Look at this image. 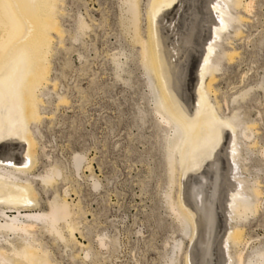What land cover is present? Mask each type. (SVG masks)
<instances>
[{"label": "rangeland", "instance_id": "1", "mask_svg": "<svg viewBox=\"0 0 264 264\" xmlns=\"http://www.w3.org/2000/svg\"><path fill=\"white\" fill-rule=\"evenodd\" d=\"M239 1L140 0L141 36L147 39L150 11L158 23L166 67L178 66L168 85L181 84L177 107L181 119L192 125L183 140L181 129L167 126L155 112L152 84L140 60V45L131 41L123 0H59L57 20L63 33L61 42L50 34V72L40 93L43 116L39 122H19L24 147L14 141L0 148L6 166L18 163L30 169L20 181L28 179L34 188L36 209L47 210L56 189L74 211L73 236L82 246L47 232L34 235L54 264H217L216 244L220 262L236 264V252L246 258L255 247L264 250V0ZM79 21L86 23L81 33ZM227 119L234 132L229 124L226 132L211 127ZM196 121L202 122L200 129H194ZM25 131L35 142L34 158L22 155L29 146ZM217 138L219 146L214 145ZM175 144L184 150L192 144L193 161L219 162L216 170L214 165L208 169L205 196L211 195L216 178V194L221 189L225 193V229L209 244L203 223L194 244L196 238L189 240L166 203L170 191L173 200L180 196L188 205L190 181L196 178L199 183L202 177L200 168L182 172L177 153L170 179L167 157ZM212 149L218 155L211 159ZM51 165H57L61 175L54 186L42 188L39 175ZM254 182L260 191L257 198L249 188ZM238 199L254 200L255 213L237 219L229 207ZM10 200L1 199L0 207H10ZM235 226L241 237L232 242Z\"/></svg>", "mask_w": 264, "mask_h": 264}, {"label": "bare ground", "instance_id": "2", "mask_svg": "<svg viewBox=\"0 0 264 264\" xmlns=\"http://www.w3.org/2000/svg\"><path fill=\"white\" fill-rule=\"evenodd\" d=\"M123 2L125 4L124 6H126V13L128 14L126 16L128 27L127 29L131 30L132 32L131 41L140 45V60L142 62L144 72L152 84V88H150V91L154 96L156 107L155 112L160 117L161 122H163L167 126L171 127L172 129H176L177 127H179L182 132V136L180 137V139L182 138L184 140L188 134L187 127L191 129L192 125L189 124V121L181 119L183 118L181 116L182 113L180 114L179 112L180 107H177V89L181 84H179L178 86L177 84L173 83V88L168 85L169 82H171L170 80L172 79V76L174 74L173 72L178 68V66L174 67L170 64L166 67L165 65L167 62V57L164 54V46L161 43V36L158 32V23L157 20H154V14L150 11L148 12V36L147 39H144L140 33V0H123ZM58 3L59 0H0L1 149L4 148V144L6 143L10 144L14 141H19V143L22 145V143L26 141L25 139V141L23 142L20 140V121L26 122L27 124L28 122H39L41 120V117L43 116L42 114L41 116L39 114V110H41L40 108L44 106L43 101L40 97L42 95H40V93L43 94V84L46 79L48 80L46 76H48L47 74L50 69L48 67V55L52 51V37L50 34L54 32L58 37L59 42H61V36L63 33V30L57 20L58 15L61 14L59 10L60 8H58ZM237 4H240V1L237 2ZM77 27L78 31L80 32L82 31V29L86 28V23H84V21H79ZM242 94L244 96V93ZM242 94L239 95L241 96ZM62 99L63 98L59 97V100ZM196 123H198L197 125L199 126H194V129H200V124L202 122L196 121ZM225 124H229L234 132L235 126L231 122V119H227L226 123L224 124H220V122L214 121L212 122L211 127L215 129L217 126H220L223 132H226V130L228 129ZM22 131H24V129H22ZM197 133L198 131L196 130V134ZM24 134L25 135L23 136H26V138L28 139L29 146L26 149L24 148V150H22L23 154H21H27L29 159L30 157L34 158L33 154L35 155V142L30 132L25 131ZM214 136L216 135L214 134ZM245 137L247 136L245 135ZM230 138L232 137L230 136ZM219 139L215 142V146L220 144L218 143ZM234 139L232 138V140ZM191 140L192 143H194L196 141V135ZM15 144L18 143L15 142ZM232 144L233 146H235L236 142L234 141V143ZM22 146L24 147V145ZM175 146L176 144L171 145L167 157L170 179L173 180L176 172L177 153L180 156V161L182 164L181 171L184 170V172H187L188 174L189 169L195 171L200 168L201 171L199 173L202 174V177L199 183H196V178L192 177L193 179L190 181L189 193L191 195V200L190 202L186 201L188 205L184 203L180 196L178 197L177 201L173 200V197L170 196V191L166 193V203L169 206L170 210L174 213L175 218L183 227L182 230L187 231L186 234L189 236V240L192 242L193 238H196L194 244H196L199 239L201 225L203 223L204 227H206V233L210 236L206 238V242L208 241L207 243L209 244L210 240H214L215 237L219 236L225 229V218L223 211V201L225 199V193L224 189H221V191L219 190L220 195L219 193L216 194V178H213L214 183L212 184L213 190L210 193L211 195L205 196V190L210 188L207 185L209 183L207 173L208 169H210V167L214 165L212 167H214L213 169L216 170L219 162H217L216 164L213 162V164L209 161H207L208 163L199 161V159L193 161L191 159L193 151L192 144L190 146H187L186 150H184V145L183 147H179L178 149H176ZM231 146H229L228 143V148L231 149L233 147ZM19 151H21V149ZM217 155L218 151H215L214 149L210 150L209 158L212 159ZM199 158H201V156ZM21 159H23V156ZM80 159L81 157L79 156L75 157L76 168H78L77 166ZM31 160L33 161V159ZM9 165L6 166L2 161H0V201L3 198H10L12 200V202H10L11 200L8 202L12 204L10 207H4L5 204L3 205L2 203L1 205H3V207H0V264H54L50 259L49 253L46 251L44 246H42L40 242L37 241L34 235L36 232H47L53 235V237L62 240V242L67 243L75 241L76 243H79L73 236V231L76 228L73 225L72 218V216L74 215V211H72V208H70V204L64 199L65 197L63 198L59 196L56 189L54 190L55 193L52 199L48 200L47 202L48 209L44 211L36 209L39 203L37 201L38 198L34 188L27 181L28 179L26 176L24 177H26L25 179L27 180H23L24 182L20 181L21 175L26 174L30 171V169L26 171L28 168L24 164L18 165V163H10ZM51 166L52 167L49 168V170L45 172V174L39 175L38 179H40L43 184L42 188L54 186L52 184L57 181V177L61 175L60 169L57 167V165ZM228 166L230 167L231 165L228 163ZM7 182L11 183V185H8ZM194 185L196 186L194 187ZM249 188L252 192L251 194H253L254 197L257 198L258 194H260V191L258 192L259 189L256 185V182H254L251 187L249 186ZM25 190H27L28 195H26L29 197L30 201H28L24 197V194L26 193ZM233 202H235V200ZM257 207L254 200L253 202H251L250 200L248 201V199H240L232 207L229 208H233L231 210L236 213L234 215H237V219L240 220L245 219V217L247 218L249 214L253 215ZM221 217L223 218V224H221L220 221ZM234 225H232V227ZM220 226L223 227L221 231H219L218 229ZM233 231L230 235L232 240H230L232 242H237V240L240 241V229L235 226ZM212 232L215 234L214 238ZM10 234L13 235V238H8V235ZM228 237H226V239ZM14 238L19 239V242H15L17 240H15ZM101 241L102 239L98 240V243L103 246V243ZM80 245L82 246L83 244ZM177 246L178 245H176V247ZM88 250H90V247L86 248L85 251ZM215 251H217V264H223V260L222 262H220L219 257H222V255L220 254L221 251H218L217 244ZM242 256L243 255H241V251L236 252V264H264L263 247L262 249L261 247H255L253 251L247 254L246 258H242ZM243 259H246V261L244 262Z\"/></svg>", "mask_w": 264, "mask_h": 264}]
</instances>
